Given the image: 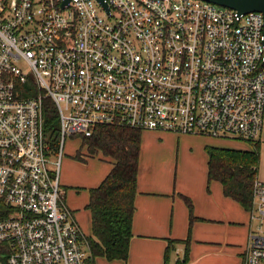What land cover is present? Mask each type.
<instances>
[{
    "label": "built area",
    "instance_id": "1",
    "mask_svg": "<svg viewBox=\"0 0 264 264\" xmlns=\"http://www.w3.org/2000/svg\"><path fill=\"white\" fill-rule=\"evenodd\" d=\"M104 3L0 0V264H92L60 184L67 138L98 127L261 137L263 14L200 0ZM46 97L59 114L55 153ZM242 264H264L259 180Z\"/></svg>",
    "mask_w": 264,
    "mask_h": 264
},
{
    "label": "crops",
    "instance_id": "2",
    "mask_svg": "<svg viewBox=\"0 0 264 264\" xmlns=\"http://www.w3.org/2000/svg\"><path fill=\"white\" fill-rule=\"evenodd\" d=\"M166 135L163 136L166 137ZM191 137L195 138V141L190 146V161L200 169L197 175L186 173L185 183H181L179 172L176 171L175 176L171 173L165 160L156 159L152 154L146 158L147 155L144 153L141 142L136 212L127 264H164L169 242L173 240L181 241V243L176 244L174 250L170 252L169 264H176L179 259L183 258L186 248L184 241L189 237L190 212L182 196L191 199L194 216L197 218L191 227L189 264L243 263L250 227V212H246L236 201L225 197L219 182H208L207 148L241 151L244 149L216 143L210 139L211 137L206 138L207 136L192 135ZM87 157V160L94 159L89 154ZM109 166L110 170L111 164ZM106 174L95 179L82 176L72 177L78 182L86 180L93 182L90 185V189H93L97 188L109 173ZM66 179H68L67 175ZM69 184L73 186L79 183L71 180ZM90 189H88L89 198ZM64 191L67 204L69 192L66 188ZM67 206L72 210L76 219L75 208L72 207V209L68 204ZM175 251L178 256L182 255L181 258L173 255Z\"/></svg>",
    "mask_w": 264,
    "mask_h": 264
},
{
    "label": "trees",
    "instance_id": "3",
    "mask_svg": "<svg viewBox=\"0 0 264 264\" xmlns=\"http://www.w3.org/2000/svg\"><path fill=\"white\" fill-rule=\"evenodd\" d=\"M37 89L32 94L37 95ZM45 135L53 152L59 150L60 122L57 107L50 98L44 99ZM141 134L139 130L119 127H98L90 138H84L82 148H87L91 157H100L109 162L112 169L103 182L89 190L86 209L90 212L92 236L87 238L92 264L97 258L109 262L127 264L133 238V219L136 212L137 183L139 174ZM248 151L207 148L209 156L208 182H219L225 197L236 201L246 212L253 208V188L259 180L260 144L251 143ZM78 160H84L80 153ZM190 212L189 237L184 256L176 264H189L191 227L197 218L190 198L182 196ZM0 201V214L4 210ZM1 216V215H0ZM181 241H170L164 264H169V255Z\"/></svg>",
    "mask_w": 264,
    "mask_h": 264
},
{
    "label": "rangeland",
    "instance_id": "4",
    "mask_svg": "<svg viewBox=\"0 0 264 264\" xmlns=\"http://www.w3.org/2000/svg\"><path fill=\"white\" fill-rule=\"evenodd\" d=\"M23 68L27 69V67L24 66ZM164 134H167L166 137L163 136ZM191 136L192 135H177L173 133L143 130L141 134V142L144 153L147 155L146 158L152 154V156L156 159L165 160L171 173L175 176L176 171L179 172V179L181 183H185L186 173L197 175L198 170L200 169L198 166L193 165L190 161V146L192 142L195 141V138ZM67 139L63 149V161L60 168L61 185L68 190L69 195L67 197V204L71 208H75L77 211L76 220L78 221L84 235L89 239L91 236V216L90 212L86 209V205L89 199L88 189H90V185H92L93 182L89 180L78 182L74 177L82 176L87 179H95L99 176L101 178L106 173H109L112 169V165L109 170V162L101 160L98 156L94 159L87 160V148L81 147L83 140L79 137ZM210 139L214 140L216 143L228 144L232 147H237L238 149H252V144L245 141L216 138ZM258 142L260 144V172L258 178L260 182L264 183V126L261 137L255 143ZM78 153L82 155L84 160L80 161L76 158ZM182 174L183 176H181ZM66 175L68 179H66ZM71 180H74V182L79 184H74L72 186L69 184L71 183ZM85 250L91 255L89 244L85 245ZM173 255L177 257L178 253L175 251ZM181 256L182 255L178 256V258H181ZM120 263L124 264L119 261L109 262L104 258H97L95 260V264Z\"/></svg>",
    "mask_w": 264,
    "mask_h": 264
},
{
    "label": "water",
    "instance_id": "5",
    "mask_svg": "<svg viewBox=\"0 0 264 264\" xmlns=\"http://www.w3.org/2000/svg\"><path fill=\"white\" fill-rule=\"evenodd\" d=\"M100 2L104 8L107 5L104 0H96ZM211 3L223 8L237 11L239 14H249L252 12L261 13L264 16V0H200ZM70 0H64V5L68 4Z\"/></svg>",
    "mask_w": 264,
    "mask_h": 264
}]
</instances>
